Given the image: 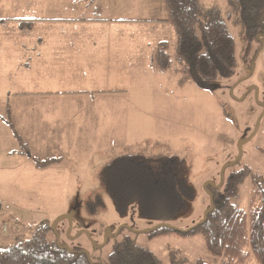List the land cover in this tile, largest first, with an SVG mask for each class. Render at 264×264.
Returning a JSON list of instances; mask_svg holds the SVG:
<instances>
[{
  "label": "rangeland",
  "instance_id": "374dc122",
  "mask_svg": "<svg viewBox=\"0 0 264 264\" xmlns=\"http://www.w3.org/2000/svg\"><path fill=\"white\" fill-rule=\"evenodd\" d=\"M200 1L203 20L227 22L238 46L236 73L230 78H219L212 89H201L191 80L175 48L169 50L172 65L166 70L154 59L147 60L146 49L127 48L120 53L117 61L120 65L111 68L117 70L112 86L115 90L111 92L115 97L100 103L94 98L67 99L63 104L58 100H52L53 103L33 100L24 110L15 104L16 111L24 115L16 116L20 125H25L24 128L19 126V133L25 142L31 141V153H38L42 146L41 157L51 155L64 159L55 174L44 177L30 171L18 174L20 176L9 174L13 169L0 171L2 193L7 195L12 190V195L17 193L22 207L29 208L22 210L24 216L20 215L26 233L33 231L41 221H49L56 226L49 234L51 241L86 250L97 264L108 263L114 244L125 235L152 249L165 264H170L169 249L179 250L191 261L202 258L210 264H220L221 258L209 253L201 235L149 239L144 231L153 229L160 221L143 218L137 201L132 203L127 215L121 216L102 181L103 168L124 154L157 160L166 156L184 159L185 178L195 187L196 197L187 210L169 224L187 230L200 223L211 207L209 184L219 185L223 176L226 179L231 172L245 166L264 176V36L253 41L243 40L241 28L233 24L228 0ZM85 17H94L90 22L95 21L97 26H150L152 44L157 40L177 42L174 26L162 22L169 18L165 0H0V40L5 42L3 38L8 34V42H15L16 38L32 42L43 38L40 32L45 28L93 26L79 23L78 20ZM99 17L120 18L112 21L97 19ZM24 18L29 21H21ZM124 18L143 21H118ZM34 24L36 30L32 35H23V30ZM155 51L156 44L153 56ZM54 53L40 66L19 69L16 52H0L1 114L4 66L24 75L32 73L23 79L42 82L43 87L50 88L62 82L58 68L83 73L91 70L63 66L58 59L63 57ZM52 108L60 112L51 114ZM2 124L0 121V141L4 146L7 130ZM35 124L47 127L35 129ZM16 144H20L17 139ZM24 152L30 155L27 147ZM0 157H5L3 152ZM250 196L249 177L242 184L237 201L241 208L249 210ZM91 200L101 202L95 205V213L88 208L87 202ZM34 205H44L49 210L39 212L34 210ZM18 213L3 211L0 225L1 222L11 224ZM122 227L126 229L118 235ZM9 229L7 233L2 232V239L7 240L5 244L12 242Z\"/></svg>",
  "mask_w": 264,
  "mask_h": 264
},
{
  "label": "trees",
  "instance_id": "16d2710c",
  "mask_svg": "<svg viewBox=\"0 0 264 264\" xmlns=\"http://www.w3.org/2000/svg\"><path fill=\"white\" fill-rule=\"evenodd\" d=\"M228 1L233 24L241 28L243 40L253 41L264 36V0ZM166 5L169 18L162 21L174 26L177 42L159 43L155 54L159 67L163 70L171 67L169 50L175 47L191 80L201 89L210 90L219 78L234 76L238 46L227 22L222 19L204 21L200 0H166ZM16 137L20 140L17 133ZM249 177L250 208L245 210L237 201L241 186ZM102 181L121 216L127 215L132 203L137 201L143 218L160 221L153 229L144 231L149 239L201 235L209 253L221 258L220 264H264V176L253 172L249 166L234 170L226 179L223 176L219 185L207 186L211 207L200 223L187 230L169 224L185 212L196 197L195 187L185 178L184 159L166 156L157 160L124 154L103 168ZM97 202H87L90 212H96ZM125 229L122 227L118 235ZM55 230V225L42 221L30 236H19L11 243L0 244V264H97L88 251L51 241L49 234ZM169 261L170 264H210L202 258L191 261L175 249H169ZM107 264L165 263L152 249L125 235L114 244Z\"/></svg>",
  "mask_w": 264,
  "mask_h": 264
},
{
  "label": "crops",
  "instance_id": "0c3cea01",
  "mask_svg": "<svg viewBox=\"0 0 264 264\" xmlns=\"http://www.w3.org/2000/svg\"><path fill=\"white\" fill-rule=\"evenodd\" d=\"M119 18L120 17H99L97 19L114 21ZM25 19L28 18H24L21 21H27ZM55 19L63 21L71 20L69 18ZM76 19L73 21H76ZM93 19L94 17H85L78 20L79 23L93 25L91 27L42 29L40 35L43 36V38L33 40L32 42H24L23 39L18 38L15 39V42H8V34L3 38L6 40L5 42L2 43L1 38L0 52L2 50H13L16 52L17 55L15 58L18 64L21 65V67H18L19 69H24L23 66L28 68L40 66V64L45 61L47 62L51 55L56 54L54 52H57V54L63 57L61 59L58 58L59 62L61 61L62 63L61 65L69 67H89L91 70L83 73L75 72L70 68H58L57 74L60 78L59 81L62 82L54 83V87L50 88L49 86L43 87L42 82H34L26 78L23 79V76L25 77L32 73L24 75L23 72L22 74L15 69H10L6 66L2 67V114L0 112V121L3 123L2 125L5 126L7 132L4 146H2V141H0V154L2 155L3 152L5 155L4 158L0 157V171H10V169H13L9 174H16L15 176H20L18 174H24L26 171H30V174H39L38 176L44 177L46 174H55V170L60 168L64 162V159L59 156L47 155L41 157L40 152L44 148L42 146H40L37 151L38 153L35 152L34 155L31 153V141L25 142L24 137L19 133V126H23L24 128L25 125H20L16 116L24 115L16 111L15 104H17V106L21 105V110H24L27 104L33 100H40L45 103L49 101V103H53L51 102L52 100H58L63 104L67 99L94 98V100L98 99V103L105 102L106 99L115 97L111 92L115 90L112 86L113 81L117 79V70H112L111 68H117L120 65L117 61L121 56V52L127 48L132 50L135 48H139L140 50L146 49L147 60L151 58V62L153 59L155 60V55L153 56L152 54L154 44H156L157 51L160 42L169 41L157 40L152 44L153 42L150 39V34L153 28L150 26L139 25L133 28H121L117 26L107 27L106 25L97 26L98 24H96L95 21L90 22V20ZM124 20L143 21V19L130 18H124L118 21ZM25 24L27 23H23V25ZM35 25L36 24L30 29H24L23 35L33 33L36 30ZM173 40L174 39H171L169 42L175 44ZM35 74L36 73H34V75ZM72 79L79 82H65ZM103 80L105 83H103ZM86 109L89 110V108ZM52 110L51 114L60 112L53 108ZM39 125H41V127L35 124L34 128L36 129L39 127L38 129H45L47 127L45 124ZM16 133L19 135L20 140L16 137ZM16 139L20 144H16ZM24 144H27L26 146L30 155L24 152ZM18 199L17 193L12 195V190L9 191L7 195H4L0 190V219L2 218V212L5 210L19 212L14 215L15 218L11 220V224L1 222L0 225L1 229L3 225L7 226V229L10 228L9 232L11 230L10 236L12 242L16 237L30 236L32 232L26 233V226H24L20 220V215H25L22 210L29 208L22 207ZM34 207L36 208L34 210L39 212L49 210V208L44 205L42 207L34 205ZM40 220L41 219L37 221ZM6 241L7 240L2 239V231L0 230V244H5Z\"/></svg>",
  "mask_w": 264,
  "mask_h": 264
},
{
  "label": "built area",
  "instance_id": "2783aa9c",
  "mask_svg": "<svg viewBox=\"0 0 264 264\" xmlns=\"http://www.w3.org/2000/svg\"><path fill=\"white\" fill-rule=\"evenodd\" d=\"M1 231H2L3 233H7V227H6V226H2Z\"/></svg>",
  "mask_w": 264,
  "mask_h": 264
}]
</instances>
